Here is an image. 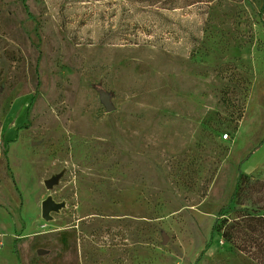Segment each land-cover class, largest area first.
<instances>
[{"label": "rangeland", "instance_id": "rangeland-1", "mask_svg": "<svg viewBox=\"0 0 264 264\" xmlns=\"http://www.w3.org/2000/svg\"><path fill=\"white\" fill-rule=\"evenodd\" d=\"M168 7L0 0L14 264H257L211 226L239 170L264 180V0Z\"/></svg>", "mask_w": 264, "mask_h": 264}, {"label": "trees", "instance_id": "trees-1", "mask_svg": "<svg viewBox=\"0 0 264 264\" xmlns=\"http://www.w3.org/2000/svg\"><path fill=\"white\" fill-rule=\"evenodd\" d=\"M172 0H145L148 7L169 8ZM217 234L257 264H264V180L238 171L230 200L211 226Z\"/></svg>", "mask_w": 264, "mask_h": 264}, {"label": "water", "instance_id": "water-1", "mask_svg": "<svg viewBox=\"0 0 264 264\" xmlns=\"http://www.w3.org/2000/svg\"><path fill=\"white\" fill-rule=\"evenodd\" d=\"M103 102H104V105H105L107 111H111L113 109V107L110 104L108 99L103 98ZM59 178H60V175L57 174V175H54L48 179H45L44 180L45 187L51 188L54 184H56L58 182ZM61 207H62V205L60 203H57L54 200H52L50 197H48V198L44 199L41 203V215L45 219H51L50 212L51 211L57 212ZM38 253L43 254L44 250L38 249Z\"/></svg>", "mask_w": 264, "mask_h": 264}, {"label": "crops", "instance_id": "crops-1", "mask_svg": "<svg viewBox=\"0 0 264 264\" xmlns=\"http://www.w3.org/2000/svg\"><path fill=\"white\" fill-rule=\"evenodd\" d=\"M7 238L10 239L9 236ZM12 250L13 248H10V244L6 245L5 242L0 246V264H14V253Z\"/></svg>", "mask_w": 264, "mask_h": 264}, {"label": "built area", "instance_id": "built-area-1", "mask_svg": "<svg viewBox=\"0 0 264 264\" xmlns=\"http://www.w3.org/2000/svg\"><path fill=\"white\" fill-rule=\"evenodd\" d=\"M228 135L227 134H225V137H227Z\"/></svg>", "mask_w": 264, "mask_h": 264}]
</instances>
